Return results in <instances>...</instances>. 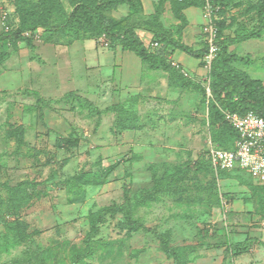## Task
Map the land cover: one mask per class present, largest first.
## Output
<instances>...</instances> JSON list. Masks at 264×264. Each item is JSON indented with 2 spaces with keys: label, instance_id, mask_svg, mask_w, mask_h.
Masks as SVG:
<instances>
[{
  "label": "rangeland",
  "instance_id": "374dc122",
  "mask_svg": "<svg viewBox=\"0 0 264 264\" xmlns=\"http://www.w3.org/2000/svg\"><path fill=\"white\" fill-rule=\"evenodd\" d=\"M129 7L137 11L139 1L0 0V37L33 26L43 34L65 24L59 31L66 40L98 38L103 23L120 30L135 22L126 15ZM261 10V0L222 1L218 32L234 37L264 28ZM243 46L234 51L229 45L241 60L232 58L228 66L256 76L252 68L264 67V52L242 53ZM13 50L11 43L9 54ZM212 70L188 110L177 101L172 111L124 104L118 114L127 129L121 130H143L144 143L125 147L128 179L107 194L104 173L113 161L98 155L109 146L104 133L118 132L115 117L107 121L102 108L90 112L78 100L91 118L65 135L54 125L61 107L53 101L26 87L0 95V264H145L148 254L166 260V246L188 262L225 246L235 233L234 218L262 230L264 182L243 169L216 171L209 154L212 145L231 148L236 140L228 116L212 115L206 93ZM255 243L263 256V244ZM231 247L222 264H236Z\"/></svg>",
  "mask_w": 264,
  "mask_h": 264
},
{
  "label": "crops",
  "instance_id": "0c3cea01",
  "mask_svg": "<svg viewBox=\"0 0 264 264\" xmlns=\"http://www.w3.org/2000/svg\"><path fill=\"white\" fill-rule=\"evenodd\" d=\"M138 1L140 9L132 11L129 7L126 15L134 18L135 22L130 24L133 33L152 54L150 58L144 60L136 51L126 48L121 40H112L106 34L72 41L59 37L44 41L41 36L33 39L32 46L19 41L17 48L0 65V95H10L26 87L28 93H38L42 100L53 101L55 106L61 107L59 113L52 117L55 118L54 125L64 129L65 135L81 127L84 122L88 123L91 118L78 107V100H82L90 112L91 108H102L104 119L109 121L110 117H115L118 132L104 133L109 146L101 149L98 156L104 158V162L120 161L128 149L144 143L143 130L120 129L118 123L121 116L118 113L124 104L137 103L142 112L151 105L172 111L177 101L182 104L181 109L188 110L191 96L200 98L201 86L206 85L208 73L203 65V56H191L179 48V44H184L194 51H200L206 46L203 32L206 20L202 4L198 0ZM216 19L218 21V15ZM155 41L159 42L156 48L151 46ZM248 41H252V44H245ZM241 44L244 45L242 53H252L251 49L264 52V33L260 38L234 43V51L239 50ZM173 61L180 65V68H176L187 71L189 77L183 79L178 71L169 66V62ZM254 69L258 71L256 76L251 77L264 82V67L260 64ZM186 79H190L191 84ZM30 110L31 107L26 108L27 112ZM127 174L124 164L109 173L110 183L106 194L111 193V187L126 182ZM229 223H234L235 233L226 238L225 246L213 248L210 254H206V259L188 261L187 264H222L224 250H233L231 246L237 243L244 244L245 249L234 248V263L264 264V255L256 254L258 245L255 243L258 240L264 247V228L255 230L237 218ZM244 225L246 231H243ZM144 257L147 260L143 261L149 264H174L173 259L167 256L166 260L161 255L148 254ZM257 257H261L260 260Z\"/></svg>",
  "mask_w": 264,
  "mask_h": 264
},
{
  "label": "trees",
  "instance_id": "16d2710c",
  "mask_svg": "<svg viewBox=\"0 0 264 264\" xmlns=\"http://www.w3.org/2000/svg\"><path fill=\"white\" fill-rule=\"evenodd\" d=\"M198 1L200 2V4L203 5L202 0H198ZM222 1L224 0H212L213 4L220 5L221 9H222ZM261 4H262L261 15H264V0H261ZM83 7L87 8L86 5H84ZM77 8L78 7H76L72 11V14L75 13V10ZM132 11H134L133 8ZM64 25L65 24H60L55 26L54 28L53 27L49 29L45 28V31H43L44 33L41 35L43 40L51 41L52 39H55V37H59V39L66 40L64 38L65 37L64 34H61V32L59 31L64 27ZM119 25L123 27L121 23L118 24V26ZM101 26L102 27L100 31L104 32L103 34L109 36L110 39L121 40L126 48L136 51L144 60L151 57L152 54H150V52L142 44V42H140L135 37L133 33V27L131 25H128L127 28L123 27L120 30H114L113 28H111L110 25L105 23L101 24ZM35 30H37V26H33L26 29L21 28L15 32L0 37V65L9 55L11 43L13 45L14 50L17 48V44L19 41H24L29 46H32L33 38L24 36V33L26 31H35ZM263 30L264 28L260 24L250 33L237 35L234 37L232 36L223 37L221 32H218L217 44L219 46V51L212 64L211 68L213 70L211 73V83L208 84L211 90V93L210 94L208 93L209 104L213 111L212 115L215 116L214 119L216 117L219 118V116H220L219 119L223 117L225 118V114L228 116L229 113L244 114L249 111H253L259 116L264 118V82L259 79L250 77L249 74L245 73V71L243 72L228 66V63L232 58H234V60H241V57L229 52V45L236 42L246 41L252 38H260L264 33ZM85 38H94V37H80V38L78 37L66 41H72L75 39H85ZM179 48L184 50L191 56H195V57L204 56V54L208 50L207 44L200 51H194L192 48L184 44H179ZM169 66H171L173 69L178 71L182 75L183 79L189 77L186 76L182 71L178 70L175 66H173L171 62H169ZM207 87H206V93H207ZM38 100L41 99L39 98ZM227 119H228L227 122L229 123V128L233 130V132L235 133V138L237 140L239 134L237 130H235L231 122L229 121V118ZM123 121H124L123 118H120V121L118 123L119 127L121 126ZM123 128L127 129L126 127H120V129ZM22 129L24 130V128ZM234 148H235V144L233 147L225 148V149H234ZM123 162L124 160H120L118 162L112 163L111 164L112 166H109L105 170L106 173H104V176L108 177V174L111 173L117 166L123 164ZM235 170H240V168ZM239 247L244 248L245 245L242 243L234 244V248L238 249ZM164 252L166 253L168 258L173 259L174 264H187L186 260L181 257V255L176 249L166 246L164 248Z\"/></svg>",
  "mask_w": 264,
  "mask_h": 264
},
{
  "label": "built area",
  "instance_id": "2783aa9c",
  "mask_svg": "<svg viewBox=\"0 0 264 264\" xmlns=\"http://www.w3.org/2000/svg\"><path fill=\"white\" fill-rule=\"evenodd\" d=\"M203 13L206 22L203 25L205 41L208 46L207 52L203 56V65L209 72L214 59L216 58L219 46L217 44L218 28L216 18L221 9L220 5H214L212 0H202ZM24 36L33 39L41 37L40 29L26 31ZM152 47L159 46L158 42H153ZM172 65L180 68V65L173 61ZM182 72L189 76L187 71ZM210 94V87H207ZM229 121L237 130L239 137L236 140L234 149H225L218 145H212L209 154L216 171H232L243 169L255 179L264 182V118L253 111L244 114L229 113ZM225 210H226V205Z\"/></svg>",
  "mask_w": 264,
  "mask_h": 264
}]
</instances>
